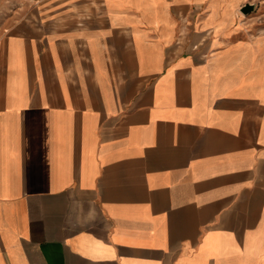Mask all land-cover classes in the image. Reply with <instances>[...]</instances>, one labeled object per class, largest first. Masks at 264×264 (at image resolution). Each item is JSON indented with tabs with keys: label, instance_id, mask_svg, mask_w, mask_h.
Here are the masks:
<instances>
[{
	"label": "crops",
	"instance_id": "crops-1",
	"mask_svg": "<svg viewBox=\"0 0 264 264\" xmlns=\"http://www.w3.org/2000/svg\"><path fill=\"white\" fill-rule=\"evenodd\" d=\"M30 1L0 0V264H264V0Z\"/></svg>",
	"mask_w": 264,
	"mask_h": 264
},
{
	"label": "water",
	"instance_id": "water-1",
	"mask_svg": "<svg viewBox=\"0 0 264 264\" xmlns=\"http://www.w3.org/2000/svg\"><path fill=\"white\" fill-rule=\"evenodd\" d=\"M254 7L250 6V5H245L242 9H241V13H243L244 15H247L249 13H251L253 11Z\"/></svg>",
	"mask_w": 264,
	"mask_h": 264
},
{
	"label": "rangeland",
	"instance_id": "rangeland-1",
	"mask_svg": "<svg viewBox=\"0 0 264 264\" xmlns=\"http://www.w3.org/2000/svg\"><path fill=\"white\" fill-rule=\"evenodd\" d=\"M24 3H31L30 0H24ZM23 11H25V9H23ZM255 13H258L259 15H263L264 16V9L263 8H258V9H255L254 11ZM263 20V18H261Z\"/></svg>",
	"mask_w": 264,
	"mask_h": 264
}]
</instances>
